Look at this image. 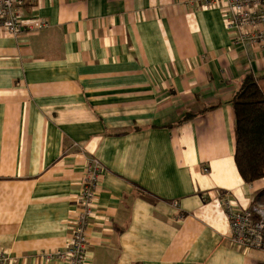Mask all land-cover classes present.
I'll return each instance as SVG.
<instances>
[{"label":"crops","instance_id":"crops-1","mask_svg":"<svg viewBox=\"0 0 264 264\" xmlns=\"http://www.w3.org/2000/svg\"><path fill=\"white\" fill-rule=\"evenodd\" d=\"M28 0L0 33V264L70 241L89 159L105 173L87 264H264L230 240L223 199L264 208L235 163L231 103L264 46L236 42L227 0Z\"/></svg>","mask_w":264,"mask_h":264},{"label":"built area","instance_id":"built-area-1","mask_svg":"<svg viewBox=\"0 0 264 264\" xmlns=\"http://www.w3.org/2000/svg\"><path fill=\"white\" fill-rule=\"evenodd\" d=\"M28 0H0V33L14 38L22 33L37 32L47 27L44 20H23L22 10ZM225 25L227 30L236 33V42L264 46V0H227ZM215 4L205 0L206 6ZM105 173L103 163L96 158L89 159L78 199V213L70 241L63 249L45 255L46 259L60 260L67 264H87L90 220L98 190ZM229 221L230 240L246 249L264 252V208L241 210L228 198L223 199ZM6 261L0 255V262Z\"/></svg>","mask_w":264,"mask_h":264},{"label":"trees","instance_id":"trees-1","mask_svg":"<svg viewBox=\"0 0 264 264\" xmlns=\"http://www.w3.org/2000/svg\"><path fill=\"white\" fill-rule=\"evenodd\" d=\"M231 99L235 113V163L247 184L264 178V95L248 74Z\"/></svg>","mask_w":264,"mask_h":264}]
</instances>
